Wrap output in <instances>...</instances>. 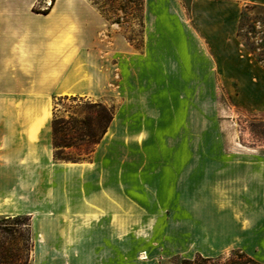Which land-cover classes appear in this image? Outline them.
Segmentation results:
<instances>
[{
  "label": "crops",
  "instance_id": "1",
  "mask_svg": "<svg viewBox=\"0 0 264 264\" xmlns=\"http://www.w3.org/2000/svg\"><path fill=\"white\" fill-rule=\"evenodd\" d=\"M248 3L144 0L138 49L92 0H0V216L30 218L31 264H264V152L208 151L203 130L221 94L264 113ZM61 96L119 100L88 160L55 158Z\"/></svg>",
  "mask_w": 264,
  "mask_h": 264
},
{
  "label": "rangeland",
  "instance_id": "2",
  "mask_svg": "<svg viewBox=\"0 0 264 264\" xmlns=\"http://www.w3.org/2000/svg\"><path fill=\"white\" fill-rule=\"evenodd\" d=\"M98 7L113 22L122 24V31L134 39L135 43L141 42V0H95ZM49 5V4H48ZM240 37L249 50L262 60L264 65V4L248 3L244 7V14L240 25ZM101 101L106 105L118 107L119 100L105 98L94 100L81 97L73 100L71 96L57 104L58 115L68 116L75 110L81 109L88 102ZM82 104L76 107V104ZM82 116L86 114L81 112ZM192 150H199V137L196 130L192 129ZM204 141L208 151H257L264 152V113H251L240 110L229 97L219 96V108L213 115H208ZM206 139V140H205ZM73 150V149H72ZM28 220L18 216H0V243H4L7 252H12V257L0 264H31V240L29 238ZM146 256V254H144ZM143 254L141 255V258ZM147 257V256H146ZM145 259V258H144ZM194 259V258H193ZM179 256L164 260L163 264H181ZM233 260H246L239 254L227 253L210 260L198 259L195 264H229Z\"/></svg>",
  "mask_w": 264,
  "mask_h": 264
},
{
  "label": "trees",
  "instance_id": "3",
  "mask_svg": "<svg viewBox=\"0 0 264 264\" xmlns=\"http://www.w3.org/2000/svg\"><path fill=\"white\" fill-rule=\"evenodd\" d=\"M92 1L98 7V4L95 2V0ZM143 3L144 0H141V23ZM98 8L108 18V16L102 11V9L100 7ZM48 11L49 9L44 10L45 13ZM116 22L119 21L117 20ZM127 38L131 43L135 45L136 48H142L141 42L134 43L133 38L129 36H127ZM251 52H253L252 49ZM257 59L262 62L260 58ZM68 97L69 96H61L55 99L52 121L55 158L72 162L88 160L91 158L96 145L101 141V139L107 132L115 115L116 107L114 105H106L101 101H95L86 103V105L81 109V112H84L86 114L85 116H82L81 112L78 110H75L72 114L68 116L58 115V113H56V111L58 110L57 104L60 103V101L67 99ZM71 98L73 100H77L78 98L81 99V97L77 96H71ZM81 105L82 104L77 103L76 107H81ZM18 217H25L28 220L27 226L29 228V238L31 240L32 249L33 240L30 229V218L24 215H19ZM231 254H239L240 258L244 257L246 260H233L229 264H262L239 250H234L231 252ZM11 255L12 252H7L5 244L0 243V262L6 261L8 257H12ZM198 259L210 260L213 258H206L201 255H197L194 259L182 258L181 264H195Z\"/></svg>",
  "mask_w": 264,
  "mask_h": 264
},
{
  "label": "bare ground",
  "instance_id": "4",
  "mask_svg": "<svg viewBox=\"0 0 264 264\" xmlns=\"http://www.w3.org/2000/svg\"><path fill=\"white\" fill-rule=\"evenodd\" d=\"M142 254H143V257H142V259H144V258H147V257L144 255V254H145L144 252H143Z\"/></svg>",
  "mask_w": 264,
  "mask_h": 264
}]
</instances>
